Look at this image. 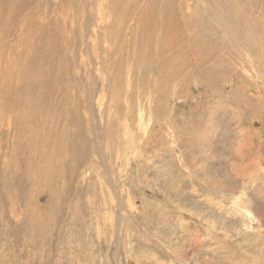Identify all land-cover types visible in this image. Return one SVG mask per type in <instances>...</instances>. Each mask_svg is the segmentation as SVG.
<instances>
[{"label": "rangeland", "instance_id": "obj_1", "mask_svg": "<svg viewBox=\"0 0 264 264\" xmlns=\"http://www.w3.org/2000/svg\"><path fill=\"white\" fill-rule=\"evenodd\" d=\"M101 1L0 0V264L258 255L264 0Z\"/></svg>", "mask_w": 264, "mask_h": 264}, {"label": "bare ground", "instance_id": "obj_2", "mask_svg": "<svg viewBox=\"0 0 264 264\" xmlns=\"http://www.w3.org/2000/svg\"><path fill=\"white\" fill-rule=\"evenodd\" d=\"M98 1V0H97ZM101 2H103V0L101 1ZM218 4V6L220 7V6H222V4L221 3H217ZM224 5V4H223ZM217 6V7H218ZM222 8V7H221ZM218 10V9H217ZM102 12V11H101ZM100 15V14H99ZM136 15V14H135ZM104 16V15H103ZM165 16V15H164ZM101 17V16H100ZM105 17V16H104ZM138 17V16H137ZM125 19V18H124ZM123 19V20H124ZM125 21V20H124ZM127 24V23H126ZM127 29V28H126ZM142 29V28H141ZM114 30V29H113ZM129 30V29H128ZM233 37L235 36V35H232ZM101 37H102V35H101ZM102 40V39H101ZM101 59V58H100ZM97 101V100H96ZM128 101V100H127ZM140 102V101H139ZM146 105V104H145ZM107 107V109H108V106H106ZM106 107H105V109H106ZM111 109V108H110ZM131 109V108H130ZM143 109V108H142ZM109 112V111H108ZM146 113V112H145ZM149 113V112H148ZM109 114V113H108ZM107 115V114H106ZM147 115V114H146ZM148 116V115H147ZM110 117V116H109ZM148 118V117H147ZM107 125H108V123H107ZM147 128V127H146ZM136 136V135H135ZM136 138V137H135ZM144 138V137H143ZM146 140V139H145ZM138 144V143H137ZM51 148V147H50ZM131 148V147H130ZM127 149V148H126ZM133 151H134V149H133ZM138 152V151H137ZM119 154H120V152H119ZM126 155V154H125ZM127 156V155H126ZM118 157H120V156H118ZM125 159V158H124ZM105 160V159H104ZM107 166V165H106ZM110 182V181H109ZM113 184H114V182H113ZM112 185V184H111ZM115 185V184H114ZM114 187V186H113ZM112 188V187H111ZM113 191V190H112ZM113 193H115L114 191H113ZM121 193V192H120ZM116 196V195H115ZM118 197V196H117ZM119 198V197H118ZM114 200V199H113ZM211 200V199H210ZM241 200V199H240ZM114 202V201H113ZM235 202H236V200H235ZM117 203V202H116ZM120 203V202H119ZM122 203V202H121ZM122 206V205H121ZM128 207V206H127ZM130 207V206H129ZM244 207V206H243ZM242 207V208H243ZM240 208V207H239ZM232 209V208H231ZM240 210H241V208L238 210L239 212H240ZM233 211H234V209H233ZM247 210L246 209H244L243 210V214H242V217H244V218H246V219H250L251 218V214H250V212L248 211V212H246ZM238 212V213H239ZM232 213H234V214H236L235 212H232ZM126 214V213H125ZM240 214V213H239ZM202 217V216H201ZM208 217V216H207ZM206 217V218H207ZM210 217V216H209ZM208 217V218H209ZM123 218H125V217H123ZM245 219V220H246ZM205 220V219H204ZM245 220H244V222H245ZM203 221V220H202ZM209 221V220H208ZM212 221V220H211ZM207 222L205 225H204V227H207L205 230V232H206V236H207V238L210 240H213L212 238H211V235H212V233H210L211 231H212V228L213 227H211L210 226V224L211 223H213V222ZM123 223V222H122ZM121 223V224H122ZM248 223V222H247ZM246 223V224H247ZM119 224H120V222H119ZM214 224V223H213ZM253 224V223H252ZM258 224V223H257ZM208 225L210 226V227H208ZM241 225H242V223H241ZM254 225V224H253ZM124 226V225H123ZM180 226H181V224H180ZM213 226V225H212ZM247 226V225H246ZM183 227V226H182ZM215 227V226H214ZM251 227V226H250ZM256 227V226H255ZM261 227H262V225H261ZM185 228V227H184ZM247 228H249V227H247ZM247 228H244V229H246L247 230ZM181 229V228H180ZM235 229V228H234ZM234 229H233V231H234ZM250 230H251V228H249ZM255 229V228H254ZM253 228H252V230H254ZM260 229V227L258 226V229H255V230H259ZM246 230H244V232L246 231ZM118 231V230H117ZM122 231V230H121ZM184 231H186V229L184 230ZM183 231V232H184ZM120 232V231H119ZM182 232V233H183ZM205 232H204V234H205ZM230 232V231H229ZM190 233V232H189ZM225 233V232H224ZM121 234V233H120ZM185 235H187V234H184V236ZM197 235V234H196ZM195 235V236H196ZM199 235V234H198ZM223 235V234H222ZM118 236V235H117ZM182 236V235H181ZM224 236V235H223ZM226 236V235H225ZM229 236H230V234H229ZM236 236H238V235H236ZM198 236H196V238H197ZM203 237V236H202ZM219 237V236H218ZM239 237V236H238ZM120 238V237H119ZM220 238V237H219ZM121 239V238H120ZM198 239V238H197ZM203 239V238H202ZM206 239V238H205ZM207 239V240H208ZM216 239V238H215ZM222 239V238H221ZM249 240L250 242H252V243H254V240L256 241V240H258V242L260 243V241H261V243H260V245H257L258 246V250L260 251V253L258 254L257 252V254L258 255H253L252 257H249L250 259H246V258H243L242 256H241V254H233V256H227V257H230V260H232V263L233 264H264V231H262V230H260V231H255V232H253V231H249V232H246V233H244L243 234V241H246V240ZM199 240V239H198ZM247 240V241H248ZM221 241V240H220ZM205 242V241H204ZM209 242V241H208ZM116 243V242H115ZM197 243H200V242H197ZM121 244V243H120ZM220 245V244H219ZM254 245V244H253ZM252 245V246H253ZM202 246V243L200 244V247ZM222 246V245H221ZM224 246V245H223ZM222 246V247H223ZM227 246V245H226ZM251 246V245H250ZM249 246V247H250ZM256 246V245H255ZM254 246V247H255ZM121 248V247H120ZM247 248V247H246ZM251 248V247H250ZM118 249V248H117ZM221 249V248H220ZM231 249V248H230ZM245 249V248H244ZM249 249V248H248ZM190 250V249H189ZM224 250V249H223ZM222 250V251H223ZM228 250V249H227ZM262 250V251H261ZM118 251V250H117ZM246 251V250H245ZM249 251V250H248ZM248 251H246V252H248ZM258 251V252H259ZM120 252V251H119ZM119 252L117 253V254H119ZM221 252V251H220ZM219 252V253H220ZM226 252V251H225ZM224 252V253H225ZM254 252V251H253ZM263 252V253H262ZM222 254H223V252H221ZM232 253H233V251H232ZM245 253V252H244ZM230 254H231V252H230ZM248 254H250V253H248ZM247 254V255H248ZM251 254H253V253H251ZM255 254V253H254ZM122 255V254H121ZM218 255V254H217ZM220 255V254H219ZM246 255V254H245ZM116 256V255H115ZM145 256H147V255H145ZM221 256V255H220ZM223 256V255H222ZM249 256H251V255H249ZM226 257V256H225ZM226 257V258H227ZM248 257V256H247ZM118 259V258H117ZM151 259V258H150ZM198 259V258H197ZM187 260V259H186ZM226 260V259H225ZM224 260V261H225ZM143 261V260H142ZM189 261L191 262V260L189 259ZM196 261V260H195ZM130 261H127V264L129 263ZM144 262V261H143ZM228 262V261H227ZM192 263V262H191ZM146 264H147V262H146ZM169 264H172V263H169ZM185 264H187V263H185ZM193 264V263H192ZM200 264H206V262L204 261V260H200ZM221 264V263H220Z\"/></svg>", "mask_w": 264, "mask_h": 264}]
</instances>
